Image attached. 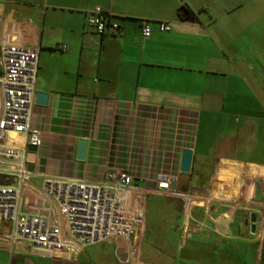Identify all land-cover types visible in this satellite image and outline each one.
Masks as SVG:
<instances>
[{"label":"crops","instance_id":"crops-1","mask_svg":"<svg viewBox=\"0 0 264 264\" xmlns=\"http://www.w3.org/2000/svg\"><path fill=\"white\" fill-rule=\"evenodd\" d=\"M98 7L119 32L99 35L87 25ZM183 7L193 20H180ZM142 21L155 29L148 40ZM158 22L171 31H157ZM3 32L39 48L36 94L50 95L33 107L42 144L27 160L31 185L105 181L120 166L147 199L130 245L78 255L32 256L4 241L11 225L0 220V264H264V1L0 0ZM81 140L85 161L77 160ZM184 149L193 152L190 196L159 192V175L178 182ZM0 184L18 181L0 176ZM38 202L27 188L24 207ZM151 203L159 218L149 227ZM187 225L197 230L185 236Z\"/></svg>","mask_w":264,"mask_h":264},{"label":"built area","instance_id":"built-area-1","mask_svg":"<svg viewBox=\"0 0 264 264\" xmlns=\"http://www.w3.org/2000/svg\"><path fill=\"white\" fill-rule=\"evenodd\" d=\"M111 20L110 12L101 7L87 15V25L99 35L120 31V24ZM156 24L162 33L172 29L169 22ZM154 32L152 22L142 21L144 40ZM39 53L38 47L14 42L12 32L0 35V176L18 181L16 186L0 184V220L11 225L4 241L12 247L23 244L30 255L41 257L64 252L78 255L103 243L123 241L130 245L145 225L147 193L122 167L109 168L105 181L49 177L39 188L30 183L28 147L42 144L41 133L32 128L31 122ZM21 138L24 140L19 143ZM157 182L159 192L190 196L171 189L176 183L173 177L159 175ZM27 188L37 193L36 206L24 207ZM195 230L187 225L185 236Z\"/></svg>","mask_w":264,"mask_h":264},{"label":"water","instance_id":"water-1","mask_svg":"<svg viewBox=\"0 0 264 264\" xmlns=\"http://www.w3.org/2000/svg\"><path fill=\"white\" fill-rule=\"evenodd\" d=\"M49 94L46 93H37L36 94V103L40 105H47L49 101ZM88 143L86 140H81L78 145L77 160L85 161L87 155ZM37 147L29 146L28 147V162L34 161V156L37 152ZM192 158L193 152L190 149H184L181 154V163H180V175L178 182L171 185L172 190H176L181 195H187L190 192V183H191V167H192ZM258 214L252 213L250 218L247 221V224H251V231L255 233L257 226ZM122 244H119L121 247L119 255L122 251Z\"/></svg>","mask_w":264,"mask_h":264},{"label":"rangeland","instance_id":"rangeland-1","mask_svg":"<svg viewBox=\"0 0 264 264\" xmlns=\"http://www.w3.org/2000/svg\"><path fill=\"white\" fill-rule=\"evenodd\" d=\"M247 1V0H245ZM249 1V0H248ZM261 1H264V0H261ZM155 200H158V199H155ZM155 200H154V203H155ZM154 203H151L150 204V207L148 208V213H147V222H148V226L149 227H152V225L156 224L158 222V216H157V213L155 211V204ZM149 235L151 236V234L153 233V231L149 230ZM148 240V239H147Z\"/></svg>","mask_w":264,"mask_h":264},{"label":"trees","instance_id":"trees-1","mask_svg":"<svg viewBox=\"0 0 264 264\" xmlns=\"http://www.w3.org/2000/svg\"><path fill=\"white\" fill-rule=\"evenodd\" d=\"M179 18L181 21H190L194 19V13L190 11L188 8L183 7L179 11Z\"/></svg>","mask_w":264,"mask_h":264}]
</instances>
